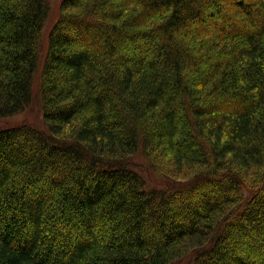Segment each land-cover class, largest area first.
I'll return each mask as SVG.
<instances>
[{
	"label": "trees",
	"instance_id": "trees-1",
	"mask_svg": "<svg viewBox=\"0 0 264 264\" xmlns=\"http://www.w3.org/2000/svg\"><path fill=\"white\" fill-rule=\"evenodd\" d=\"M57 12L0 0V264H264V0Z\"/></svg>",
	"mask_w": 264,
	"mask_h": 264
},
{
	"label": "rangeland",
	"instance_id": "rangeland-1",
	"mask_svg": "<svg viewBox=\"0 0 264 264\" xmlns=\"http://www.w3.org/2000/svg\"><path fill=\"white\" fill-rule=\"evenodd\" d=\"M60 1L62 0H50V13L42 34V50L46 46L47 34L57 19V10ZM35 76H37V79L35 78L36 81L34 80L35 83H33L31 105L22 114L0 119V128L27 124L40 130L45 129L39 104L38 73H35ZM132 165L134 169L144 177L148 187L167 189L169 186H173L172 181L174 179L156 174L151 171L141 154L138 153L134 157L132 160Z\"/></svg>",
	"mask_w": 264,
	"mask_h": 264
}]
</instances>
